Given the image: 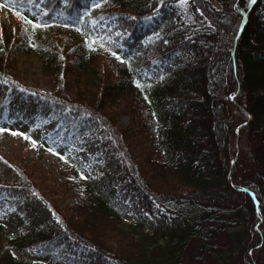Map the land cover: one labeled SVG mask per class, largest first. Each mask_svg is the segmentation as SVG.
I'll use <instances>...</instances> for the list:
<instances>
[{"label": "trees", "instance_id": "trees-1", "mask_svg": "<svg viewBox=\"0 0 264 264\" xmlns=\"http://www.w3.org/2000/svg\"><path fill=\"white\" fill-rule=\"evenodd\" d=\"M263 1L0 0V11L24 19L0 21V82L50 105L53 117L89 126L117 162L81 178L88 161L54 144L67 125L40 146L63 160L59 185L45 188L24 161L0 156V199L21 213L19 197L39 196L54 219L24 214L13 238L0 222V264H45L32 258L46 254L82 264H264ZM37 7L26 17L41 25L33 27L23 10ZM35 51L55 62L47 91L11 70ZM3 109L0 97V129ZM70 193L78 201L58 207Z\"/></svg>", "mask_w": 264, "mask_h": 264}, {"label": "rangeland", "instance_id": "rangeland-1", "mask_svg": "<svg viewBox=\"0 0 264 264\" xmlns=\"http://www.w3.org/2000/svg\"><path fill=\"white\" fill-rule=\"evenodd\" d=\"M23 12L25 17L35 19V15L40 12V9L37 7L33 13L28 9H24ZM231 15V21L225 24L226 33L228 34L232 33L237 19L235 13ZM257 15L264 25V11L259 10ZM23 20L20 14L0 11V21L6 24L12 23L15 26L23 22ZM45 57V54H41L38 51L28 55H19L11 70L17 77V80L23 82L26 86L31 88L37 87L47 91L50 89L51 77L54 76L52 67L55 62L48 61ZM199 68L205 73V69ZM0 97H4L1 124L5 129L0 134V156L10 160L12 165L21 160L24 161L33 177L43 181L44 184L41 183L43 187H54L55 184L59 185L62 182V178H59L58 173L62 167L63 160L44 154L40 146L44 144L51 133L59 131L64 125H67L64 132L54 144L57 146L59 155L63 156L65 151L74 152L88 161V169L86 168L80 172L81 178H86L89 172L110 173L116 166L117 162L115 158L106 150L105 141L101 138H93V135L89 133V126L70 122L67 114L53 117V110L50 105L41 101H35L31 94L23 92L20 89L8 88L4 82H0ZM60 118L62 119L58 121ZM36 121L39 122V125L32 128ZM119 123L122 126L127 125V117H120ZM12 132L23 133L24 136L26 135L31 139L25 142L20 135H12ZM33 140L36 141L35 144L32 143ZM156 142L157 136L156 133H153L150 135L149 141H144L143 145L150 149L153 148V144ZM209 150L210 153L214 150L217 153L216 145L210 147ZM153 156L160 160L174 161V157L170 152H159L154 149ZM6 170V174L10 175L11 170L9 168ZM72 191H76V189L73 188ZM44 195L49 199L50 195ZM77 201L78 196L70 193L63 199L61 198V200L58 198L56 204L60 208H66L72 206ZM18 206L22 210L21 213L12 208L13 206L10 201H6L5 198L4 200L3 198L0 199V211L4 210V217L0 222L3 227V235L7 238L21 236L22 229L26 226L24 214L34 223L52 222L54 220L46 200L39 196L34 195L32 197L25 195L19 197ZM145 217L150 219L148 214ZM122 221L127 225L135 223L136 219L134 216L125 215ZM150 222L153 224L152 219ZM146 231L149 232L150 230L146 228ZM13 254L18 258L20 257V254L15 250ZM32 260L41 261L45 264H82L83 259L72 257L70 254L63 258L54 259L50 254H46L32 258Z\"/></svg>", "mask_w": 264, "mask_h": 264}, {"label": "snow or ice", "instance_id": "snow-or-ice-1", "mask_svg": "<svg viewBox=\"0 0 264 264\" xmlns=\"http://www.w3.org/2000/svg\"><path fill=\"white\" fill-rule=\"evenodd\" d=\"M252 2H254V0H252ZM94 6L99 7L100 5H99V4H96V5H94ZM238 10H239V9H238ZM25 19H26V22H27L28 24H31L33 27H40V26H41V25H39V24H35V23H33L32 20H28L26 17H25ZM45 26H46V25H45ZM93 43H95V41H93ZM101 47H103V44H101ZM111 54H112L113 56H115L117 59H120V57L117 55V53L112 52ZM138 86H140V85L138 84ZM0 131H5V129H0ZM11 134H12V135H24L23 133H17V132H12ZM24 138H25V139H31L30 137H28V136H26V135L24 136ZM32 143L35 144L36 141L33 140ZM49 151H52V149H49ZM61 158H63V157H61Z\"/></svg>", "mask_w": 264, "mask_h": 264}, {"label": "bare ground", "instance_id": "bare-ground-1", "mask_svg": "<svg viewBox=\"0 0 264 264\" xmlns=\"http://www.w3.org/2000/svg\"><path fill=\"white\" fill-rule=\"evenodd\" d=\"M62 118H60L58 121H60Z\"/></svg>", "mask_w": 264, "mask_h": 264}]
</instances>
